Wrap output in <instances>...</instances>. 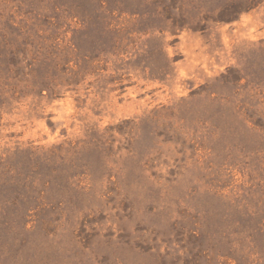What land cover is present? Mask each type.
Instances as JSON below:
<instances>
[{
	"label": "rangeland",
	"instance_id": "374dc122",
	"mask_svg": "<svg viewBox=\"0 0 264 264\" xmlns=\"http://www.w3.org/2000/svg\"><path fill=\"white\" fill-rule=\"evenodd\" d=\"M0 264H264V0H0Z\"/></svg>",
	"mask_w": 264,
	"mask_h": 264
}]
</instances>
